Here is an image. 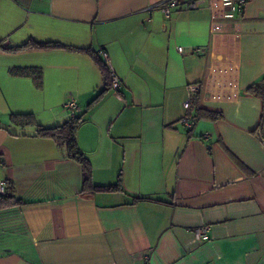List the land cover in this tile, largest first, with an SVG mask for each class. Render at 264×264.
<instances>
[{
	"label": "crops",
	"instance_id": "1",
	"mask_svg": "<svg viewBox=\"0 0 264 264\" xmlns=\"http://www.w3.org/2000/svg\"><path fill=\"white\" fill-rule=\"evenodd\" d=\"M158 1L0 0L2 45L76 49L0 48V180L24 201L0 209V264H264V99L248 90L264 78V0H179L169 15ZM13 66L39 67L41 85ZM70 97L92 182L151 199L84 193L80 163L36 135L70 117Z\"/></svg>",
	"mask_w": 264,
	"mask_h": 264
},
{
	"label": "trees",
	"instance_id": "2",
	"mask_svg": "<svg viewBox=\"0 0 264 264\" xmlns=\"http://www.w3.org/2000/svg\"><path fill=\"white\" fill-rule=\"evenodd\" d=\"M58 48V47H65L69 49L76 50L72 47H67L58 42H36L34 40H29L23 45L15 46V47H6L0 43V48L4 49L5 51H16L24 48ZM81 51H85L91 54L96 62L99 64L100 69L102 70L106 83L110 86L109 80V69L105 66V64L100 61L94 52L89 49H80ZM98 53V51H97ZM10 73L14 75H24V76H32L36 86L41 85V71L39 67L36 66H13L10 68ZM248 90L264 99V78L260 81L253 83L249 86ZM81 115H74L70 116L67 120L62 122L61 124H57L51 127H45L38 125L36 128V135L42 137H49L54 139L57 143L64 145L66 150V156L70 159H73L80 163L83 170V177H82V191L84 193H91L95 191H122L126 195L130 197V199L134 202L140 199H151L149 197L137 196L132 195L130 193L125 192L120 182H116L114 184L109 185H95L91 180V167L90 163L82 152L80 147L78 146L76 140V131L78 125L81 121ZM10 119L14 123H18L21 125L31 124L34 122L33 116L29 113L24 114H11ZM5 192L0 193V209L16 206L23 204L20 198L16 196L14 186L11 182L5 181Z\"/></svg>",
	"mask_w": 264,
	"mask_h": 264
},
{
	"label": "built area",
	"instance_id": "3",
	"mask_svg": "<svg viewBox=\"0 0 264 264\" xmlns=\"http://www.w3.org/2000/svg\"><path fill=\"white\" fill-rule=\"evenodd\" d=\"M224 9L227 12L235 11V10H240L247 2V0H222ZM179 0H161L158 1L157 3H154L150 5V8L154 7H159L166 15H169L171 10L174 7H177L179 5ZM198 5L197 1H192L188 4V7L194 8ZM214 29H219V25H214ZM178 51H182V47L179 46L177 47ZM98 54L101 55L104 59H107L108 54L105 49H100L98 51ZM109 80H110V87L117 90L120 85L121 81L120 78L117 76V74L109 69ZM199 90V86L197 84H189L188 85V99H186L183 102L184 108L188 109L189 104H190V97L193 93L197 92ZM64 106L69 109L70 116H74L77 111H79V106L76 102V99L73 97H70L67 101L64 102ZM180 122L183 124H186L190 126L191 121L187 117H183L180 119ZM261 144L262 147H264V137L261 139ZM5 181L0 180V193L5 192ZM209 227L207 225H202L194 228V235L196 238H200L203 234H205L208 231ZM141 264H150V254L149 253H144L142 256Z\"/></svg>",
	"mask_w": 264,
	"mask_h": 264
}]
</instances>
